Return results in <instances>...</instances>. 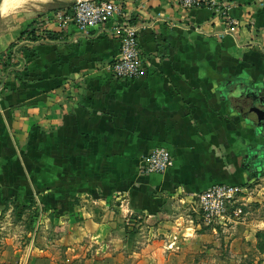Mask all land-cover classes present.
Masks as SVG:
<instances>
[{
  "label": "crops",
  "instance_id": "crops-1",
  "mask_svg": "<svg viewBox=\"0 0 264 264\" xmlns=\"http://www.w3.org/2000/svg\"><path fill=\"white\" fill-rule=\"evenodd\" d=\"M112 1L122 12L87 32L53 17L69 4L8 15L1 6L0 224L31 220V234L42 230L72 250L216 184L264 177L252 169L255 156L264 158V140L239 109L247 92L264 94V0H222L241 23L229 33L207 7ZM125 15L139 26L143 64L131 81L112 72L120 53L113 30ZM34 30L46 39L14 52ZM156 148L174 164L146 174L145 158ZM253 222L212 231L220 242L232 240L238 226Z\"/></svg>",
  "mask_w": 264,
  "mask_h": 264
},
{
  "label": "rangeland",
  "instance_id": "rangeland-1",
  "mask_svg": "<svg viewBox=\"0 0 264 264\" xmlns=\"http://www.w3.org/2000/svg\"><path fill=\"white\" fill-rule=\"evenodd\" d=\"M75 1L50 0L39 10H32L42 12ZM248 187L240 200L242 219L253 220L254 225L238 226L232 240L223 238L220 242L212 231L214 226L207 225L197 206L185 200L155 217L141 216L118 222L113 237L86 238L79 242L77 250H72V245L59 237L51 242L40 234L42 230L31 234V220L2 222L0 258L5 255L0 263L254 264L255 255H259L257 263L263 264L264 177Z\"/></svg>",
  "mask_w": 264,
  "mask_h": 264
},
{
  "label": "built area",
  "instance_id": "built-area-1",
  "mask_svg": "<svg viewBox=\"0 0 264 264\" xmlns=\"http://www.w3.org/2000/svg\"><path fill=\"white\" fill-rule=\"evenodd\" d=\"M184 9L207 7L212 10L215 19L222 24L225 33L235 32L241 23L231 16L232 3L222 0H177ZM122 12L121 7L112 0H76L66 9L59 10L53 17L61 24H73L81 32L104 27ZM113 35L120 41V53L112 65L113 77L120 81L137 78L143 68L139 46V26L125 15L113 30ZM46 39L45 36L28 34L16 43L14 52L20 47L31 45ZM174 164V159L165 148L154 149L144 162L146 174L165 173ZM249 185L216 184L209 190L191 198L207 225H224L241 221L243 209L241 199L248 192ZM5 264V263H3ZM20 264H26L20 263ZM264 264V263H263Z\"/></svg>",
  "mask_w": 264,
  "mask_h": 264
},
{
  "label": "water",
  "instance_id": "water-1",
  "mask_svg": "<svg viewBox=\"0 0 264 264\" xmlns=\"http://www.w3.org/2000/svg\"><path fill=\"white\" fill-rule=\"evenodd\" d=\"M4 0H0V22L1 6ZM240 102V113L249 121L253 131L264 140V94L261 92L249 91Z\"/></svg>",
  "mask_w": 264,
  "mask_h": 264
},
{
  "label": "bare ground",
  "instance_id": "bare-ground-1",
  "mask_svg": "<svg viewBox=\"0 0 264 264\" xmlns=\"http://www.w3.org/2000/svg\"><path fill=\"white\" fill-rule=\"evenodd\" d=\"M49 2L50 0H4L2 13L8 15L18 10H39L42 5Z\"/></svg>",
  "mask_w": 264,
  "mask_h": 264
},
{
  "label": "flooded vegetation",
  "instance_id": "flooded-vegetation-1",
  "mask_svg": "<svg viewBox=\"0 0 264 264\" xmlns=\"http://www.w3.org/2000/svg\"><path fill=\"white\" fill-rule=\"evenodd\" d=\"M252 164H253L252 169H253L254 172H258L261 169L264 170V158H261L260 156H255V158L253 159V163ZM253 175L255 176V180H257L258 178L261 177V173H254Z\"/></svg>",
  "mask_w": 264,
  "mask_h": 264
},
{
  "label": "trees",
  "instance_id": "trees-1",
  "mask_svg": "<svg viewBox=\"0 0 264 264\" xmlns=\"http://www.w3.org/2000/svg\"><path fill=\"white\" fill-rule=\"evenodd\" d=\"M72 4V3H71ZM70 5V4H69ZM36 32V30H34V31H32V32H30V33H27L26 35H28V34H34ZM25 35V36H26ZM52 38V37H51ZM12 60V56L9 54V55H7V57H6V60L3 62V65L6 67V66H8L9 65V62Z\"/></svg>",
  "mask_w": 264,
  "mask_h": 264
}]
</instances>
